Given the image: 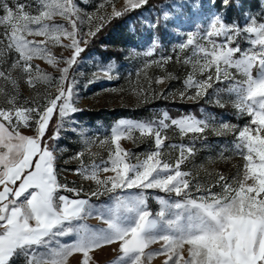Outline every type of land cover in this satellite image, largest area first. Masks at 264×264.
Masks as SVG:
<instances>
[{
	"label": "snow or ice",
	"instance_id": "1",
	"mask_svg": "<svg viewBox=\"0 0 264 264\" xmlns=\"http://www.w3.org/2000/svg\"><path fill=\"white\" fill-rule=\"evenodd\" d=\"M148 4L123 0L117 9L115 0H107L95 14L81 15L75 0H0V264H68L73 254L80 255L78 264H90L95 250L113 244L119 255L112 264H152L154 257H163L161 264H264V0L258 13L251 8L240 13L243 24L224 18L229 8L240 9L239 0H220L222 11H212L206 23H196L187 32L167 23L180 11L178 5L173 4L172 11L160 5L161 12L148 19ZM209 5L215 6L216 0ZM109 6L110 12L101 11ZM191 7L200 12L199 0ZM132 13L141 30L152 34L144 48L134 49L138 56L152 58L143 68H164L172 59L161 51L164 45L156 30L162 21L172 35L186 36L174 42L173 52L191 46L183 61L191 70L182 87L165 91L149 80L148 88L137 89L138 103L178 99L220 108L230 105L243 123L218 119L203 108L200 118L191 112L173 118L163 109L158 119L120 118L110 135L99 140L107 157L96 163L98 153L91 151L96 138L76 127L75 114L82 111V89L116 79V66L98 60L96 71L85 77L74 65L114 19L127 15L130 20ZM57 16L66 24L53 22ZM85 20L87 31L82 27ZM130 31L135 33L134 25ZM62 39L70 41L63 45L70 49L68 57L49 50V44L60 45ZM34 59L45 61L59 75L33 65ZM173 79L171 73L157 76L155 84ZM22 84L35 95L22 96ZM37 84L56 90L41 93ZM68 130L82 145L71 157L78 161L71 171L94 187L85 189L60 178L66 170L57 168V151L66 149L58 148V141ZM169 130L178 131L182 139L187 136L190 143H165ZM209 131L232 138L218 158H239L240 163L233 165L231 175L205 169L207 180L202 181L198 173L181 166L197 152L196 141L208 147ZM122 139L147 147L138 153L126 151ZM109 172L113 175L100 177ZM157 192L162 195L153 194ZM105 196L106 202H93ZM150 198L158 205L154 212ZM93 216L104 227L83 223Z\"/></svg>",
	"mask_w": 264,
	"mask_h": 264
},
{
	"label": "rangeland",
	"instance_id": "2",
	"mask_svg": "<svg viewBox=\"0 0 264 264\" xmlns=\"http://www.w3.org/2000/svg\"><path fill=\"white\" fill-rule=\"evenodd\" d=\"M244 0H239L240 9H236L233 15L224 13V18L227 22L231 23L233 20H238L241 24L244 23L240 13L250 8L243 4ZM259 4H260V0ZM8 2L14 3V0H8ZM24 2V0H21ZM77 5L81 8V15L85 12L95 14L98 10V6L101 3H106L107 0H75ZM123 0H115V6L119 9L122 5ZM196 0H149V4L146 6L149 11L144 13L145 18L155 19V14L161 12L160 5H164L168 10L172 11L173 4L179 6L180 11L176 13L174 19H170L167 23L169 26H177L184 32L188 30H194L193 26L196 23H206V17L211 14L212 11H219L220 0H216V5H209V0H199L201 5L200 12H193L191 4L195 3ZM110 12L111 6L105 10ZM253 11V10H252ZM152 13L150 16L149 13ZM258 13V11H253ZM187 18V19H185ZM55 23L66 24V22L59 16L54 17ZM135 26V33L130 31V26ZM85 31H87V21L85 20L82 25ZM163 42L164 48L162 54L171 55L172 59L167 63L164 68L152 65L149 68H143V64L146 60L152 59L144 57L142 55H137L134 49L144 48L148 41L151 39V32L145 28L141 30V23L136 18V13L131 14V19L129 20L126 15L120 19H114L108 27L103 30L99 39L92 45H90L81 54L80 63L74 65L78 73H84L85 77L93 71H96L95 62H113L115 68L113 70V75L117 78L111 81L104 80L100 83L89 85L88 89L81 91V99L78 101V107L82 111L75 114L78 121L76 125L77 128L81 126L88 129L86 133L87 136L96 138V143L92 147L91 151L98 153L95 156V162L99 163L101 159H106L107 151L106 148L99 146V140L103 139L105 135H110V127L114 121L120 118L129 119H158L160 111L167 110L171 117L176 118L181 114H187L191 112L197 118L201 117L200 109H205L206 113L214 114L215 117L222 118L224 121L233 123H243V120L237 121L236 117L233 115V109L231 106H226L220 108L215 106L214 103H193L190 101L181 102L178 99L176 101L157 99L152 100L149 103L141 104L138 103L140 97L137 95L138 88H148V81H152V87L158 89H164L165 91L169 89H178L182 87V81L186 77L187 73L191 70L190 65L184 64V59L186 56L191 54V46L184 52H180L176 49V52L172 51L174 42L180 40H186V36H174L170 31H167L163 27V21L161 22V27L156 30ZM30 40H40L43 37H27ZM219 39V38H216ZM203 42V41H202ZM70 44L69 40L62 39L60 45L49 44V50L55 56L63 55L68 57L70 55V49L64 48L63 45ZM83 46V45H81ZM155 59L159 60L160 56L157 54ZM33 65H39L42 70L47 71L51 76L56 77L59 75L58 71L50 65H47L45 61L40 59H34L32 61ZM64 65L61 64L60 67ZM139 71V75H138ZM171 73L176 79L168 80L160 85L155 84V79L157 76H164ZM13 75H16L13 73ZM78 79L83 81L84 77L77 76ZM36 88L38 91L43 93L46 89L49 91H55L56 89L48 88L45 84H37ZM102 89H115L116 91H103ZM21 94L24 97H32L35 93L27 88L26 85H21ZM3 97H0V102H2ZM136 136L139 134L136 133ZM191 135V134H188ZM168 136L170 140H166L165 143H184L189 144L190 141L187 136L183 139L178 135V131L169 130ZM231 137H217L209 131L206 137L205 147L201 141H196L195 145L197 152L194 156L190 157L186 162V165H182V170H191L194 175L198 173V178L202 181L207 180V171L217 172L224 175H231L235 169L233 165L240 163L239 158L231 159H220L218 154L224 150L226 146L230 147ZM121 148L126 151H131L133 153L142 152L147 147L146 144H134L132 140L122 139L120 141ZM82 147L79 136L72 131L68 130L62 132L59 141L58 148L66 149L63 152L57 151V168L64 169L66 171L60 172V178L66 180L68 183H75L77 186L83 185L85 189L89 187H94L91 181L83 180L74 170L78 166V161L71 159L75 152L80 150ZM178 155V151L175 153ZM225 156H230L231 153L224 152ZM209 158H211L212 163H209ZM67 161V163H65ZM85 163H89V157L87 154L84 156ZM133 162H135L133 160ZM203 165L204 167H200ZM113 175L112 173H100V177ZM150 192L152 190H149ZM162 195L160 193H153ZM71 195V194H69ZM174 199V197H172ZM101 201H107V197H101L100 200L93 198L94 203H100ZM149 208L154 212L158 210L157 203L149 199ZM83 223L92 227H104L103 223L96 219L94 216L89 217L83 221ZM153 248H157L158 245H153ZM92 259L90 264H112V262L119 255L117 250V245L105 246L102 249L95 250L92 254ZM81 259L79 254H73L69 257L68 264H78ZM163 257H154L152 264H161Z\"/></svg>",
	"mask_w": 264,
	"mask_h": 264
},
{
	"label": "trees",
	"instance_id": "3",
	"mask_svg": "<svg viewBox=\"0 0 264 264\" xmlns=\"http://www.w3.org/2000/svg\"><path fill=\"white\" fill-rule=\"evenodd\" d=\"M161 1H166V0H161ZM243 4L246 6H249L251 8V10L253 11H258L260 10V4L258 0H244ZM236 11L235 7L229 8L227 10V14L229 15H233Z\"/></svg>",
	"mask_w": 264,
	"mask_h": 264
}]
</instances>
